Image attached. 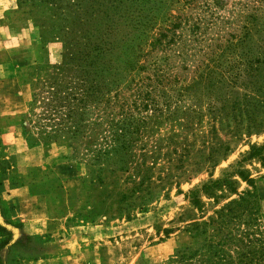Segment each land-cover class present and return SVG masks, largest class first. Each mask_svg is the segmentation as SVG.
Returning <instances> with one entry per match:
<instances>
[{
	"label": "rangeland",
	"instance_id": "1",
	"mask_svg": "<svg viewBox=\"0 0 264 264\" xmlns=\"http://www.w3.org/2000/svg\"><path fill=\"white\" fill-rule=\"evenodd\" d=\"M183 6L0 0V201L13 224L0 223L9 246L44 242L36 258L10 247L5 264H168L252 190L240 171L264 220V150L249 156L264 146V25L201 47L182 20L174 43H156ZM220 179L231 189L205 192Z\"/></svg>",
	"mask_w": 264,
	"mask_h": 264
},
{
	"label": "trees",
	"instance_id": "2",
	"mask_svg": "<svg viewBox=\"0 0 264 264\" xmlns=\"http://www.w3.org/2000/svg\"><path fill=\"white\" fill-rule=\"evenodd\" d=\"M196 1L199 0H184L185 7L183 6L182 10L186 8L188 12L179 13L174 17L178 21L172 23L171 28L160 31L156 43L159 45L163 41H166L165 45L174 43L176 34L173 30L181 26L182 20L185 24L190 23L196 35V42L201 47L203 43L222 39L225 35L243 41L245 37L253 38L262 32L260 25H264V0H212V2L200 0V11L191 17V9L196 8V5L193 8L191 5ZM224 29L230 31L221 33ZM170 32L172 35L169 38ZM226 40L229 41L228 38ZM222 50L225 51V47ZM223 113L220 117L228 116L225 111ZM262 150L264 146L252 147L249 156H260L258 153ZM260 159L264 166V156L261 155ZM238 174L252 190H246L244 196L228 202L216 211V216L209 221L196 224L193 228L195 231L193 239L211 230L210 237L205 238L207 240L203 244L198 243L176 250L168 264H264V220L260 214L256 186L254 180L244 172L240 171ZM232 184L233 182L228 179H220L205 184L203 189L211 195L214 190H220L224 186L231 189ZM193 202L196 205L200 203L198 199H194ZM0 217L4 218L5 223L13 224L9 212L4 210L1 201ZM166 232L169 233L168 230ZM13 237V232L0 223V264H5L2 252L7 253L10 247L16 250L19 256L28 255L34 258L44 250L42 241L39 246H35L38 240H42L37 235H20L9 246L8 243Z\"/></svg>",
	"mask_w": 264,
	"mask_h": 264
},
{
	"label": "crops",
	"instance_id": "3",
	"mask_svg": "<svg viewBox=\"0 0 264 264\" xmlns=\"http://www.w3.org/2000/svg\"><path fill=\"white\" fill-rule=\"evenodd\" d=\"M14 218H16V217H14Z\"/></svg>",
	"mask_w": 264,
	"mask_h": 264
}]
</instances>
